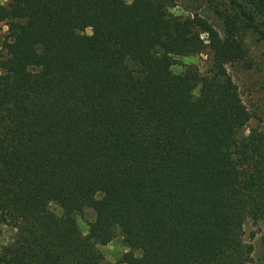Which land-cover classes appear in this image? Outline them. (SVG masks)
Instances as JSON below:
<instances>
[{"label":"trees","instance_id":"obj_1","mask_svg":"<svg viewBox=\"0 0 264 264\" xmlns=\"http://www.w3.org/2000/svg\"><path fill=\"white\" fill-rule=\"evenodd\" d=\"M225 2L222 34L156 0L0 3V226L14 229L0 264H102L117 234L140 252L125 264H250L264 133L240 134L250 115L227 67L237 21L264 42V0ZM201 33L210 75L173 73Z\"/></svg>","mask_w":264,"mask_h":264},{"label":"rangeland","instance_id":"obj_2","mask_svg":"<svg viewBox=\"0 0 264 264\" xmlns=\"http://www.w3.org/2000/svg\"><path fill=\"white\" fill-rule=\"evenodd\" d=\"M132 0H126L130 3ZM164 5L165 12L175 18L194 19L195 16L207 22L220 34L223 33L220 13L234 15L225 0H156ZM8 0H0L5 5ZM256 20L264 27V16L257 15ZM239 28L238 38L242 43L243 56L227 67V73L236 84L240 97L247 108L250 120L241 130V135H247L251 130L264 133V42L260 41L250 31L243 29L241 21H237ZM82 33L90 35V29ZM7 27L0 24V51L6 40ZM201 39L207 45L201 52L188 56L177 57L176 64L172 67L175 74H185L188 69L197 71L200 77L210 75L211 51L208 47L207 35L201 33ZM98 198L101 195L97 196ZM49 210L56 216L61 215V210L56 204H50ZM79 230L85 236L88 228L95 218V213L90 208H85L74 215ZM14 229L9 226H0V249L6 245ZM244 239L253 246L250 264H264V218L258 222L246 221L244 224ZM102 255V264H125L127 254L136 257L139 251L131 250L126 246L121 234H117L108 244L97 246Z\"/></svg>","mask_w":264,"mask_h":264}]
</instances>
